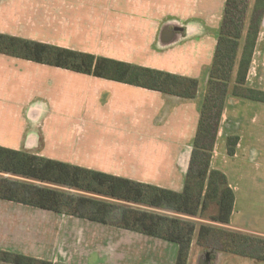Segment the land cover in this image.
Returning <instances> with one entry per match:
<instances>
[{"label":"crops","instance_id":"1","mask_svg":"<svg viewBox=\"0 0 264 264\" xmlns=\"http://www.w3.org/2000/svg\"><path fill=\"white\" fill-rule=\"evenodd\" d=\"M225 2L0 0L2 35L198 82L186 99L0 53V147L182 192ZM252 4L209 163L233 191L232 213L228 225L194 219L186 264H209L200 224L264 237V103L232 94ZM245 86L264 92V13ZM228 137L238 138L232 156ZM0 251L53 264H175L178 245L0 199ZM211 264L264 262L217 251Z\"/></svg>","mask_w":264,"mask_h":264},{"label":"trees","instance_id":"2","mask_svg":"<svg viewBox=\"0 0 264 264\" xmlns=\"http://www.w3.org/2000/svg\"><path fill=\"white\" fill-rule=\"evenodd\" d=\"M250 0H226L219 37L194 138L182 192L148 186L125 178L0 147V199L113 225L178 245L175 264H186L196 218L228 225L233 191L223 173L209 169L235 58ZM264 13V0L251 7L243 50L232 94L264 103V92L245 86ZM0 53L133 85L181 98L195 97V79L99 58L0 34ZM237 137H228L234 155ZM212 208L213 214L206 215ZM197 244L209 254L217 251L264 262V237L200 224ZM0 261L12 264H53L0 251Z\"/></svg>","mask_w":264,"mask_h":264},{"label":"rangeland","instance_id":"3","mask_svg":"<svg viewBox=\"0 0 264 264\" xmlns=\"http://www.w3.org/2000/svg\"><path fill=\"white\" fill-rule=\"evenodd\" d=\"M249 4L251 5L252 4V0L249 1ZM214 213V210L212 208H209V210L206 212V215H210V214H213Z\"/></svg>","mask_w":264,"mask_h":264},{"label":"water","instance_id":"4","mask_svg":"<svg viewBox=\"0 0 264 264\" xmlns=\"http://www.w3.org/2000/svg\"><path fill=\"white\" fill-rule=\"evenodd\" d=\"M205 262L208 263L209 262V254H205Z\"/></svg>","mask_w":264,"mask_h":264}]
</instances>
